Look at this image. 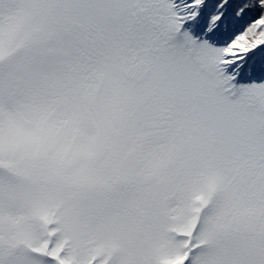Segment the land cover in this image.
I'll list each match as a JSON object with an SVG mask.
<instances>
[{
  "label": "snow or ice",
  "instance_id": "6c2138e0",
  "mask_svg": "<svg viewBox=\"0 0 264 264\" xmlns=\"http://www.w3.org/2000/svg\"><path fill=\"white\" fill-rule=\"evenodd\" d=\"M0 264H264V0H0Z\"/></svg>",
  "mask_w": 264,
  "mask_h": 264
}]
</instances>
